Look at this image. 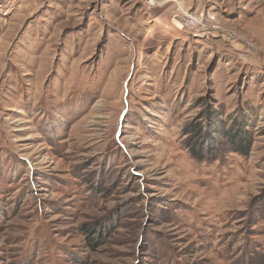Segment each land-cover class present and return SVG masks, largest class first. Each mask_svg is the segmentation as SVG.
Returning a JSON list of instances; mask_svg holds the SVG:
<instances>
[{"label": "rangeland", "instance_id": "obj_1", "mask_svg": "<svg viewBox=\"0 0 264 264\" xmlns=\"http://www.w3.org/2000/svg\"><path fill=\"white\" fill-rule=\"evenodd\" d=\"M179 1L0 0V264H264V0Z\"/></svg>", "mask_w": 264, "mask_h": 264}, {"label": "bare ground", "instance_id": "obj_2", "mask_svg": "<svg viewBox=\"0 0 264 264\" xmlns=\"http://www.w3.org/2000/svg\"><path fill=\"white\" fill-rule=\"evenodd\" d=\"M172 1H175V2H173V3H170V4H178V3H180L181 1H179V0H172ZM160 4V3H159ZM165 8V7H164ZM144 9V11H145V13H146V16H147V14H150V15H152V16H156V17H158V19H161V18H164L165 19V21H167V19L169 18V16H171V11H169V9L166 7L165 8V11H163V14L161 13V9H159L157 6L155 7V8H153V9H149V11L147 10V8H143ZM164 10V9H163ZM163 16H162V15ZM200 15V14H199ZM209 15V14H208ZM208 15H206L205 14V19H206V21L208 20L209 21V19H208ZM161 16V17H160ZM209 16H211L212 18H213V15L211 14V15H209ZM155 17V18H156ZM147 18H149V20H150V17H148L147 16ZM176 18H179V19H177V22H176V24H177V27H178V29H179V31H180V36H183V35H185V36H189V35H194V34H199V35H202V34H205L206 32H205V27H204V23H202V22H200L199 20H198V17H196L195 19H193L194 21H193V23H190L189 22V19H192L193 17L192 16H190V17H180V16H176ZM153 19V18H152ZM152 19H151V21H152ZM169 20V19H168ZM185 20V21H184ZM163 21V20H162ZM162 21H161V23H162ZM169 21H172V20H169ZM168 22V21H167ZM170 25H172V24H170ZM169 25V26H170ZM179 25V26H178ZM168 26V27H169ZM171 27V26H170ZM208 27V26H207ZM166 28V27H165ZM209 28V27H208ZM168 29H170V28H168Z\"/></svg>", "mask_w": 264, "mask_h": 264}, {"label": "crops", "instance_id": "obj_3", "mask_svg": "<svg viewBox=\"0 0 264 264\" xmlns=\"http://www.w3.org/2000/svg\"><path fill=\"white\" fill-rule=\"evenodd\" d=\"M142 4H143V3H142ZM143 7H144V5H143ZM143 14H146L145 11H144V9H143ZM146 19H148V18H146ZM173 28H174V32H173V34H174V35H176V34L179 35V34H180V31L178 32V30H177L178 28H177V25H175V23H174ZM183 36L185 37V35H183ZM184 37H182V38H184Z\"/></svg>", "mask_w": 264, "mask_h": 264}, {"label": "trees", "instance_id": "obj_4", "mask_svg": "<svg viewBox=\"0 0 264 264\" xmlns=\"http://www.w3.org/2000/svg\"><path fill=\"white\" fill-rule=\"evenodd\" d=\"M241 144V143H240Z\"/></svg>", "mask_w": 264, "mask_h": 264}]
</instances>
